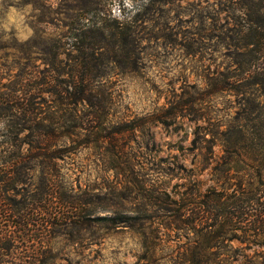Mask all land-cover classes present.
<instances>
[{"label": "trees", "instance_id": "16d2710c", "mask_svg": "<svg viewBox=\"0 0 264 264\" xmlns=\"http://www.w3.org/2000/svg\"><path fill=\"white\" fill-rule=\"evenodd\" d=\"M88 1L84 11L91 17L83 15L75 27L50 37L38 57L46 67L23 64L14 94L0 103V111L11 114L1 121L6 131L0 146L10 160L0 169V189L4 180L25 183L28 170H37L40 183L28 209L0 202V264H52L50 245L58 233L121 226L144 236L143 258L151 263L166 229L179 242L186 239L171 257L173 264H264V104L252 107L250 98L244 99L250 107L241 118L227 131L202 138L209 144L214 183L204 193L168 191L157 178L140 177V157L122 142L144 125L118 115L113 79L135 71L142 59L141 25L134 18L114 17L104 0ZM232 1L247 12L256 9L248 21L264 30V0ZM241 77L246 81L240 94L264 96V69ZM159 118L150 123L162 122ZM219 134L223 154L216 160ZM98 147H104L100 161L106 170L125 175L122 189L131 206L92 218L101 202L94 189L68 185L63 193L57 168L58 161L72 159L83 148ZM33 237L37 245L28 246Z\"/></svg>", "mask_w": 264, "mask_h": 264}, {"label": "rangeland", "instance_id": "374dc122", "mask_svg": "<svg viewBox=\"0 0 264 264\" xmlns=\"http://www.w3.org/2000/svg\"><path fill=\"white\" fill-rule=\"evenodd\" d=\"M104 3L114 17L134 18L141 25L138 37L143 39L142 59L135 71L113 79L119 98L118 115L144 125L142 131L122 142L126 143L125 150L140 157L136 169L140 177L157 178L158 185L168 191L182 193L192 189L204 193L214 183L209 144L201 142L202 138L227 131L235 118L243 116L245 106L264 104V96L245 97L238 92L246 81L240 80L241 76L264 69V30L248 21L250 16L257 15V10L247 12L232 0ZM85 5L86 0H0V103L14 94L12 90L23 64L46 67L38 57L50 37L75 27L84 16L91 17L90 13L85 14ZM26 47L33 52H24ZM30 54L33 59L28 60ZM219 85L233 91H220ZM247 98L250 106L245 104ZM7 115L0 111V142L6 131L1 121ZM156 117L162 122L150 123ZM217 137L216 160L223 154L222 137ZM195 139L198 144L193 142ZM103 155L104 147L83 148L72 159L58 161V181L63 193L68 185L80 184L83 189H94L99 197L100 206L92 218L122 212L131 206L126 190L122 189L125 175L118 170H106L100 161ZM8 156L0 146V169L7 165ZM26 175L25 183L4 180L0 189L2 204L8 201L20 210L32 207L29 203L36 200L39 173L28 170ZM56 210L59 208L53 209ZM161 236L160 250L151 263L143 258L144 236L135 230L124 226L96 227L88 232L76 228L58 233L53 239L50 247L55 256L51 263L173 264L171 257L177 256L178 246L186 239L179 242L175 233L166 229H162ZM34 238L28 246L37 245Z\"/></svg>", "mask_w": 264, "mask_h": 264}]
</instances>
